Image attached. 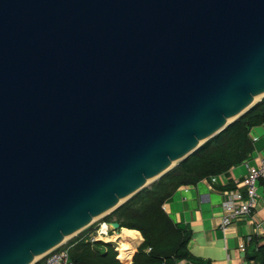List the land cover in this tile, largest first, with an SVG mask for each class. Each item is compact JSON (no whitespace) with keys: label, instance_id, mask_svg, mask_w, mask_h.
<instances>
[{"label":"water","instance_id":"95a60500","mask_svg":"<svg viewBox=\"0 0 264 264\" xmlns=\"http://www.w3.org/2000/svg\"><path fill=\"white\" fill-rule=\"evenodd\" d=\"M262 97L264 0H0V264H34Z\"/></svg>","mask_w":264,"mask_h":264},{"label":"trees","instance_id":"16d2710c","mask_svg":"<svg viewBox=\"0 0 264 264\" xmlns=\"http://www.w3.org/2000/svg\"><path fill=\"white\" fill-rule=\"evenodd\" d=\"M263 124L264 97L107 215L105 222L116 221L120 227L137 230L143 237L131 264H176L191 258L188 249L190 231L173 223L163 204L178 187L225 173L247 160L254 151L250 130ZM68 247L73 264H124L109 243L75 238ZM129 251L120 254L127 256Z\"/></svg>","mask_w":264,"mask_h":264},{"label":"crops","instance_id":"0c3cea01","mask_svg":"<svg viewBox=\"0 0 264 264\" xmlns=\"http://www.w3.org/2000/svg\"><path fill=\"white\" fill-rule=\"evenodd\" d=\"M249 135L253 141L254 151L247 160L231 167L225 173L204 178L193 185L178 187L163 204L164 211L173 223L191 233L188 243L191 258L179 260L177 263L261 264L264 259V181L259 184L257 206L227 228H221L222 202L226 198V192L237 189L244 194L240 182L248 167L257 165L264 154V124L251 128ZM90 227L91 224L68 238L59 247L67 250L69 254L68 245L71 241L75 238L88 240L90 235H94L88 230ZM105 227L102 226L103 229ZM108 227L97 241L112 245L117 251V258L124 264H131L134 253L143 241L141 233L125 227L112 231L109 225ZM124 229L134 231L138 235L137 241L128 242L131 246H122L125 243L121 236ZM113 236H117V239L112 240ZM241 245L244 246L243 250L240 248ZM127 250H130L127 256L120 254ZM42 261L41 258L36 263Z\"/></svg>","mask_w":264,"mask_h":264},{"label":"built area","instance_id":"2783aa9c","mask_svg":"<svg viewBox=\"0 0 264 264\" xmlns=\"http://www.w3.org/2000/svg\"><path fill=\"white\" fill-rule=\"evenodd\" d=\"M264 178V154L259 159L257 165L249 166L247 172L240 182L241 187L244 189V194L239 190H228L226 192V198L222 202L223 216L221 218V228L225 229L235 222L243 218L253 208L257 206L259 198V184L260 180ZM105 225V229L102 226ZM108 225L102 223L101 227L97 231V234H104ZM99 238L95 235H90L88 240L90 242L97 241ZM240 248L243 250L244 246ZM43 259L42 262L36 263L39 259ZM34 264H73L69 258L68 251L61 249L59 246L46 252L40 258H38ZM177 264H181L178 262Z\"/></svg>","mask_w":264,"mask_h":264},{"label":"bare ground","instance_id":"6f19581e","mask_svg":"<svg viewBox=\"0 0 264 264\" xmlns=\"http://www.w3.org/2000/svg\"><path fill=\"white\" fill-rule=\"evenodd\" d=\"M121 236H122V238H124L125 239V243H124V245H122V246H131L128 242L129 241H137L138 240V235H137V233L136 232H134V231H130V230H127V229H124L123 231H122V233H121ZM117 239V236H113L112 237V240H116ZM129 248V247H128Z\"/></svg>","mask_w":264,"mask_h":264},{"label":"rangeland","instance_id":"374dc122","mask_svg":"<svg viewBox=\"0 0 264 264\" xmlns=\"http://www.w3.org/2000/svg\"><path fill=\"white\" fill-rule=\"evenodd\" d=\"M155 181V180H154ZM153 182V181H152ZM152 182H149L147 186H149ZM109 214V213H108ZM108 214H104V215H101L97 218H95L93 220V222L91 223V227L88 229L90 230L91 232L94 233V235L97 237V235L95 234V231H97L99 228V224L102 223V222H105V218L107 217ZM75 235V234H74ZM103 235L102 234H98V238L100 239Z\"/></svg>","mask_w":264,"mask_h":264}]
</instances>
